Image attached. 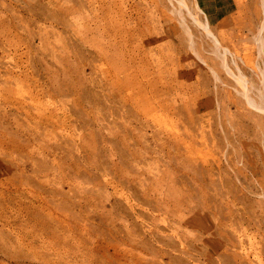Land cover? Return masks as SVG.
<instances>
[{
    "label": "rangeland",
    "instance_id": "rangeland-1",
    "mask_svg": "<svg viewBox=\"0 0 264 264\" xmlns=\"http://www.w3.org/2000/svg\"><path fill=\"white\" fill-rule=\"evenodd\" d=\"M148 1L151 3L152 0H144L139 5L138 0H125V20L116 25L128 46L138 44L137 28L147 17ZM248 1L159 0L170 22L174 23L175 33L170 41L157 47V56H179L180 52L192 56L186 62L195 63L198 76L189 77L183 73L176 85L187 91L186 110L193 114L195 107L201 105L204 114L211 113L202 122H193L197 125L198 137L195 140L186 138L183 142L188 146V153L194 152L196 160H184L169 154L166 146V137L173 140L181 135L179 126H184L181 122L174 125L176 136L154 134L149 127L142 129L133 110L126 108L124 112L117 107L121 102L112 94L114 90L110 82L106 80L105 88L101 86L102 73L111 71L119 62L117 46H108V50L101 52L100 49H90L88 41H71L77 32L69 26L77 28L88 19L84 0H0V68L13 76L12 83L6 77L7 84L2 87L37 86L33 89L34 95H39L46 104L45 113L51 112L44 127L53 133L45 142L50 141L52 147L47 167L70 150L79 147L83 151V161L73 167L75 170L80 168L79 172H59L53 179L57 195L65 202L69 200L75 216L73 202L76 197L69 181L77 178L87 182L86 185L89 181L94 185V192L86 196L78 210L85 213L95 211L90 242L86 234L80 232L81 218L72 221L75 230L70 236L59 228L55 230L50 222L34 226L40 222L39 208H35L34 203L39 204L40 200L29 194L12 160L15 156L23 157L21 152L27 154L32 150L34 137L14 132V126L11 130L14 133L3 132L5 121H11V114L0 109V241L15 242L20 234L28 235L40 245L41 240L51 241V237L62 253V258L55 264H223L219 260L224 259L229 261L228 264H248L250 250L247 246L238 249V254L245 259L242 261L232 254L221 259L209 254L212 256L210 260L206 256L199 260L196 256L184 255L172 226V219L177 216L188 221L190 224L187 225L199 229L200 234L210 223L213 227L216 225L215 217L208 210L213 207V202L206 186L207 176L200 170L201 148L211 160L215 159L224 167V180L219 191L226 197H220L215 205L220 212L222 234L230 232L231 224L239 221L249 229L248 238L255 246L260 240L264 241V65L260 53L264 41L257 40L264 38V10L261 0ZM250 1L255 2L252 8ZM224 7L233 14L239 10L246 12L248 7L257 10L253 29L247 32L254 62L259 63L258 66L255 64L257 71H243L230 59L227 66L235 75L230 77L222 61L223 55L217 52L215 43L200 26L201 21L204 23L201 20L204 9L218 12L216 9ZM151 10H156L155 6ZM190 41H194V47ZM194 48L203 54L210 67L197 59ZM99 52L105 53L106 57H101ZM212 70L228 84L220 87L222 96L217 95ZM107 79L111 80L108 76ZM244 79L253 86L257 109H242L238 113L236 106H230L233 126L228 124L229 119L221 125L224 118L220 114L219 101L225 97V89L240 101L241 96L235 88H242ZM50 94H55L56 103L51 102L55 107L47 104ZM128 117L135 121L131 124ZM202 127L209 135L207 143L200 139ZM210 131L217 138L216 150ZM109 168L111 172L120 170L118 176L108 175ZM106 178L103 182L102 179ZM160 179L164 181L162 184ZM6 214L12 222L4 227L9 231L1 232ZM26 218L34 226L31 232L24 227ZM184 230L191 238L194 231L190 228ZM35 232H39L37 237ZM132 235L143 247L139 251L148 258L147 262L140 257L141 252L130 250ZM231 239L234 240L232 236ZM32 247L26 252L32 251Z\"/></svg>",
    "mask_w": 264,
    "mask_h": 264
},
{
    "label": "bare ground",
    "instance_id": "bare-ground-1",
    "mask_svg": "<svg viewBox=\"0 0 264 264\" xmlns=\"http://www.w3.org/2000/svg\"><path fill=\"white\" fill-rule=\"evenodd\" d=\"M84 1L88 9V19L77 28L69 26V28L77 32V34L72 35L74 40L71 39V41H88L89 44L87 45L90 49H100L101 52L108 50V46L112 45H116L119 49V62L114 64L111 71L102 73V78H100L101 86L105 88L104 81L107 80L110 82L114 90L112 94L117 95L121 102V106L117 105V107L121 108L124 112L126 108L133 110L137 116L136 119L140 120L139 124L142 129L149 127L154 134L176 136L174 125L176 122H181L184 125L179 126V129L182 131L181 135L174 137L173 140L166 137V146L169 149V154L173 153L175 157L184 158V160H188L189 158L196 160V157L193 155L194 152L188 153V146H186L183 140H186V138L195 140L198 137V133L197 125L193 124V122H202V119L207 115L211 116V113L204 114L203 110H200L203 109L201 105L200 107H195L193 114L191 111L186 110L185 108L188 106L189 100L187 91L184 87L176 85L180 82L179 78L183 77V73L189 77H192L193 74L196 77L198 76V69L195 63L186 62L192 56L189 57L182 52L178 53L179 56L177 54L174 56L166 54L157 56V47L162 45L163 42L170 41L173 36L172 34L175 33L174 23H171L172 21L170 22V17L167 15L166 10L159 4V0H152L151 3L148 1L150 7L146 12L147 17L140 22L142 26L139 25L137 28L136 34L139 37L138 44L129 46L126 45L127 42L122 38L124 34L116 25L120 20H125V0ZM138 1L139 5L144 3V0ZM247 2L249 1L247 0ZM254 4L255 2L250 1V6ZM261 4L264 10V0H261ZM151 5L155 6L156 10H151ZM251 8L248 7L246 12L239 10L234 14L226 7L216 9L218 12L204 9L205 13L201 15V20L204 23H201V21L200 26L203 27L206 35L215 43L217 52L223 55L222 61L230 77L235 76L227 66V62L230 59L243 71H246V69L257 71L256 66L259 63L257 62L256 64L254 62L249 42L250 38L247 33L253 29L252 24L257 17V10H254V13ZM138 13L141 14L140 11ZM119 37H121L120 41ZM257 40L264 41V38L262 36L257 38ZM190 43L192 44L191 47H194V41H190ZM185 51L189 54L188 50ZM193 53L198 60H201L202 63L210 67L207 59H205L198 49L194 48ZM260 53L264 65V49L262 47L260 48ZM99 54L101 57H106L105 53L99 52ZM1 71L0 109L7 114H11L9 117L11 121H5V126L2 130L6 134L20 132L24 137H34L32 139L33 142H31L33 144L32 150L29 153L26 154L24 151L21 152V154H24L23 157L15 156L12 158L25 186L29 189V194L34 199L40 200L39 204L34 203L37 206L35 208H39L38 211L40 212L38 216L40 222H36L34 226H44L50 222L55 230L59 228L63 234L70 236L72 235L70 232L75 230V224L73 228L72 221H78V218H81L79 222L80 232L81 234L84 232L90 242L93 231L92 214L95 211L91 210L85 213L79 211L78 207L87 195L94 192V185L92 183L90 185L89 181L88 185H86L87 182H82V180L77 178L69 181L71 185L70 189L76 197L73 202L77 210H75L74 216L69 200L67 202L61 200V197L57 195L56 186L52 184L53 179L59 172L75 170L73 167L78 166L79 161H83V151L79 147L75 151L70 150L68 153L62 155L56 163L47 167L48 160L52 155V147L49 143L50 141L45 142L52 138L53 133L50 128V130H46L44 127L46 125L45 122L50 120L51 112L46 114V104H44L39 95H34L33 89L37 86L30 84L29 87L32 90L25 85L2 87V84H7L5 78L10 79L12 83L13 76L8 70L3 71L0 68ZM212 71L215 76L217 95L222 96L220 87L222 85L226 87L228 84L218 73L214 70ZM107 76L112 81L107 79ZM252 89L253 86H251L249 80L245 79L242 83V88H235L241 96V102L229 95L231 93L229 89H225V97L219 101L220 114L224 118L220 122L221 125L226 124L229 119L230 123L228 124L233 126L232 114L229 113L230 106H236L238 113L242 109H247L248 111L250 109H257L256 100L252 95ZM262 94L264 95V91ZM49 101H47V104L55 107V94L49 95ZM212 114L214 115V113ZM128 121L132 124L135 119L128 117ZM12 126H14V132H11L13 130ZM205 130L202 127L200 139L201 142L207 143L209 135ZM210 135L213 139L214 150H216L215 144L217 145V138L213 131H210ZM42 161H44V166H41ZM110 169H108V175L111 173L114 178L117 177L120 170L118 172H111ZM76 170L79 172L80 168L77 167ZM200 170L207 176L206 186L210 191L213 202V207H208V210H211L213 217H215L216 225L213 227V224L210 223L205 231L200 234V230L187 225L190 223L183 217L177 216L173 218L172 226L176 229V237L180 240V252L184 255L196 256L199 260L204 256L210 260L212 256L209 254L220 257V259L229 257L232 254L241 260L244 257L238 254V249L242 250L247 246L250 250L247 254L248 264H255L254 262L261 264L264 260V241L260 240L255 246L253 241L248 238L249 233L247 234V232L249 229L243 226V223L241 224L239 221L232 223L230 232L227 233L222 234V231L219 229L221 226L219 224L222 221L218 217L220 212L215 205H217L220 197H226L222 191H219L224 180V167L220 162H216L215 159L211 160L210 155L205 154L201 148ZM102 180L105 182L107 178ZM164 181L160 179L159 183L162 184ZM79 209L81 210V208ZM9 219L8 214L4 215V221L1 223L3 227L1 232L9 231L4 228L5 225L12 222ZM26 221L27 223L24 227L28 229L27 232H31L34 226L28 218H26ZM218 225V229H214ZM185 228H190L194 231L191 234V238L185 235ZM55 230L53 234L56 233ZM216 231L219 233L218 237ZM35 235L37 237L39 232H35ZM132 236L134 238L132 237L130 250L133 252L142 251L143 247L139 245L140 243L135 236ZM231 236L234 240L236 239V242L231 239ZM34 240H30L28 235L24 237L20 234L16 236L15 242H10L6 239L1 240L0 264H38V262L40 264H55L60 261L62 253L53 238L50 237L51 241L45 240L44 238L41 240L42 243L40 245H36ZM28 247H32V251H29V253L26 252L27 249H30ZM140 257L145 262L148 261V258L142 252L140 253ZM249 257H252V259L250 260ZM137 259L141 260L140 258ZM219 261L223 264H228L229 262L226 259Z\"/></svg>",
    "mask_w": 264,
    "mask_h": 264
}]
</instances>
